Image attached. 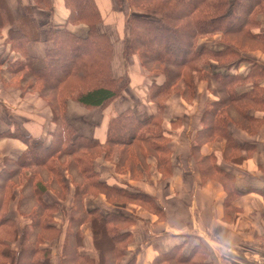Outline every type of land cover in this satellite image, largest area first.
Instances as JSON below:
<instances>
[{
  "label": "trees",
  "instance_id": "1",
  "mask_svg": "<svg viewBox=\"0 0 264 264\" xmlns=\"http://www.w3.org/2000/svg\"><path fill=\"white\" fill-rule=\"evenodd\" d=\"M33 1L37 8L53 12L52 0ZM125 1L133 15L127 19L122 69L113 61L111 39L99 30L104 18L96 0H66L70 23L86 24L89 28L86 37L53 25L43 28L29 6L25 7L26 15L11 29L7 40L12 51L20 57L9 59L11 51L6 54L2 47L0 77L4 86H9V79L15 78L22 93L37 94L51 108L55 128L49 133L50 139L34 138L22 133L13 120L3 118L8 129L0 131V139H20L27 149L18 160L4 159L0 169V264H52L51 252L40 248V244L59 238L63 231L50 226L56 205L46 202L44 194L53 191L61 197L67 192L68 185L63 178L65 170L71 172L75 192L65 230L63 262L70 264L75 260L77 264H90V260L77 253L82 242L80 227L90 222L99 264H119L130 242L129 233H121V230L131 221L119 215L87 212L83 200L99 192L105 193L110 202L120 205L145 197L102 182L94 169L95 159L102 154L109 157L118 151L123 164L127 158L128 162L135 163L140 156L153 155L158 166L169 171V140L163 134L165 101L172 92L184 96L194 93L199 79L206 80L209 89L220 97L215 108L207 109L208 123L223 109V113L232 112L236 102L249 101L257 105L261 101L258 84L263 73L259 65L254 64L245 78L210 75L203 67L211 59L222 65L242 61L236 49L245 53L264 51V33L254 32L260 26L258 15L264 16V0ZM116 2L119 4V0ZM4 3L5 0H0V31L12 22ZM145 13L147 16H142ZM216 34L227 44L225 49L214 51L198 47L201 38ZM42 36L49 45L45 55L31 56L28 44L39 41ZM135 55L147 72L153 113L144 121L128 110L117 113L109 120L106 141L102 143L75 126L67 115L68 101H76L86 109H106L119 101L130 82L122 71ZM247 82L253 83V90L249 95L238 96L236 88ZM14 200L18 201V213L32 221L22 230L9 211ZM17 240V251L6 244V241ZM175 250L160 254L152 264H172L174 260L176 264H184L192 258L186 260L183 255L175 258Z\"/></svg>",
  "mask_w": 264,
  "mask_h": 264
},
{
  "label": "crops",
  "instance_id": "2",
  "mask_svg": "<svg viewBox=\"0 0 264 264\" xmlns=\"http://www.w3.org/2000/svg\"><path fill=\"white\" fill-rule=\"evenodd\" d=\"M52 2L51 13L37 8L33 0H5L4 6L12 22L0 31V52L5 47L6 54L10 51L14 53L7 40L11 29L26 15L25 7L29 6L32 7L33 17L43 28L53 25L81 37L88 35L86 24L70 23L66 0ZM104 2L96 0L100 10ZM258 20L260 26L254 32L264 33V16L260 15ZM48 46L42 36L39 41H31L27 49L31 56L42 57ZM226 46L220 34L202 38L198 42L200 49L222 51ZM236 50L242 61L222 65L211 59L203 69L210 75L245 78L254 64L259 65L263 73L258 84L262 98L257 105L249 101L245 104L236 102L232 112L226 114L223 109L208 123L207 109L215 108L220 97L209 89L207 81H199L194 93L187 96L174 93L166 102L163 134L169 140V171L159 167L153 155L146 158L140 156L138 162H129V166V158L121 163L119 152H113L109 157L102 154L95 160L94 169L102 182L145 197L125 207L110 202L103 193L89 194L83 200L87 212H97L103 216L119 215L131 221L128 227L121 230V233H129L130 242L119 264L130 261L134 264H152L160 254L174 249H177L175 258L183 255L187 260L192 256L184 264H264V51L259 49L245 53ZM115 55V66L122 69L125 66L123 55L117 59L116 49ZM133 58L142 77V83H135L131 76L129 84L138 96L136 103L123 96L120 102L117 101L120 108H115L111 113L100 108L86 109L76 101H68L67 115L75 126L102 143L106 141L109 119L115 113L128 110L141 121L147 120L153 113L148 97L147 72L138 57ZM253 88V83L247 82L236 88V94L249 95ZM19 93L15 92L14 95L20 97ZM39 100L44 103L46 111L43 116L46 119L45 133L43 117L39 118V128L35 121L27 123V119L21 116L20 121L12 120L22 133L50 139L49 133L55 128L53 113L42 99ZM89 111H100V118L89 116ZM7 129L8 126L0 131ZM26 149V143L20 139H0V169L4 159L18 160ZM65 171L63 178L67 179ZM66 184L68 190L61 197L53 191L44 194L46 202L56 205L50 226L63 231L59 238L40 244V248L51 252L52 264H65L62 251L75 192L72 183ZM17 200L10 203L9 211L22 230L32 221L18 213ZM80 229L82 242L77 248L78 255L90 260V264H99L92 224L84 223ZM6 244L14 251L19 248V240L6 241ZM70 264L77 263L74 260ZM173 264H176L175 260Z\"/></svg>",
  "mask_w": 264,
  "mask_h": 264
},
{
  "label": "rangeland",
  "instance_id": "3",
  "mask_svg": "<svg viewBox=\"0 0 264 264\" xmlns=\"http://www.w3.org/2000/svg\"><path fill=\"white\" fill-rule=\"evenodd\" d=\"M105 1H106V3L104 2L105 4L103 7L100 3L101 8H102L101 11L103 13L104 22L99 27V30L102 31L103 33H106L113 43V46H114L113 61H114L115 49H116L117 56H118L117 59H121V55H123L122 51H123L125 40L127 39V34H128L127 19H128V17L133 15V12L130 11V9L127 7L125 0H119V4H117L116 0H105ZM99 2H100V0H99ZM146 14L147 13L143 14L142 16H147ZM259 16L260 15H258V17ZM47 29H49V27ZM213 36H215V35H213ZM213 36H206V37H213ZM206 37H203V38H206ZM207 39H209V38H207ZM212 40H214V39H212ZM211 47H214V46H211ZM135 56H137V55H135ZM18 57H20V56H18L14 52L12 54L11 58H9V59H16ZM3 59H5V58L3 57ZM22 59L25 60L24 58H22ZM117 59L115 57V60H117ZM122 59H123V57H122ZM133 59H134L133 57H131L129 59L128 63L126 64V65H128L126 70H123V75H126V76L128 75V77L130 78L129 79L130 81H131V76H132V78L134 77V79H135V83H137V82L142 83L141 82L142 77L140 76V74L137 70V69H139V66L136 67ZM123 61L125 62L124 59H123ZM117 62H118V60H117ZM124 80H125V77H124ZM202 80H204V79H199V81H202ZM9 82L11 83L9 86H4V84L1 80V77H0V118H1L0 120L2 121V122L0 121V129L6 128L4 119L7 120L9 118L11 120L15 119V120L20 121L19 116L27 119V121H26L27 123L30 121L31 122L35 121L37 123L35 125L37 126L38 122H39V118L43 117L46 113V111L44 109V105H43L44 103H42L41 100H39L40 97L37 94L35 95L33 93H22V91L17 88L18 86H16L17 85V79L10 78ZM129 84H130V82H129ZM19 91L21 92V93H19V96L22 97L21 100H20V97H18V95H14L15 92H19ZM30 94L31 95L33 94V96H31ZM172 94H174V93L172 92ZM170 95L168 96L167 100L170 98ZM124 96H127L128 99L129 98L133 99L132 101H135L134 103H136L138 101L136 99V98H138V96L131 89V86H129V88L125 91ZM167 100L165 101V105H166ZM119 102L113 103L111 106H109L108 108H106L104 110H110L112 113L115 108H120ZM30 108H32V110L29 111L28 109H30ZM88 113H89V116H96V119L100 118V111H89ZM115 114H117V113H115ZM113 116H115V115H113ZM42 122L45 123L44 130H43V132L45 133L46 119L44 118V121H42ZM116 152H118V151H116ZM96 159H98V157ZM127 166H129V162H128ZM63 173H66V171H63ZM67 176H68V178L64 179L65 182L72 183L71 182V176L72 175H71L70 171H67ZM100 193H103V192H99L98 194H100ZM103 194H105V193H103ZM123 201H125V200H123ZM132 203H134V202H132ZM129 204H130V202H127L125 205L121 204V206L125 207V206H129ZM118 205H120V204H118ZM52 219H53V215H52ZM112 264H117V263L114 262Z\"/></svg>",
  "mask_w": 264,
  "mask_h": 264
}]
</instances>
